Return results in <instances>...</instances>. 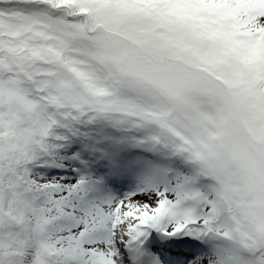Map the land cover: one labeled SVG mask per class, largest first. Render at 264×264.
Here are the masks:
<instances>
[{
	"label": "snow or ice",
	"instance_id": "obj_1",
	"mask_svg": "<svg viewBox=\"0 0 264 264\" xmlns=\"http://www.w3.org/2000/svg\"><path fill=\"white\" fill-rule=\"evenodd\" d=\"M0 264H264V0H0Z\"/></svg>",
	"mask_w": 264,
	"mask_h": 264
}]
</instances>
